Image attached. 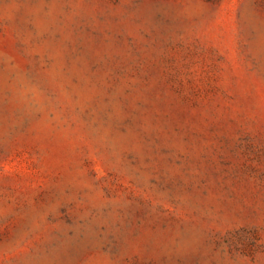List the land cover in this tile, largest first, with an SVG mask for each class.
<instances>
[{
  "label": "rangeland",
  "instance_id": "obj_1",
  "mask_svg": "<svg viewBox=\"0 0 264 264\" xmlns=\"http://www.w3.org/2000/svg\"><path fill=\"white\" fill-rule=\"evenodd\" d=\"M0 264H264V0H0Z\"/></svg>",
  "mask_w": 264,
  "mask_h": 264
}]
</instances>
